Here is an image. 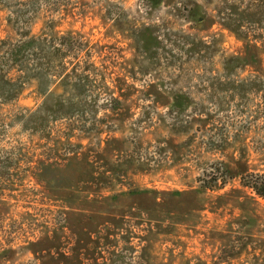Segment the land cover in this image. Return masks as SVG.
<instances>
[{"label": "rangeland", "instance_id": "374dc122", "mask_svg": "<svg viewBox=\"0 0 264 264\" xmlns=\"http://www.w3.org/2000/svg\"><path fill=\"white\" fill-rule=\"evenodd\" d=\"M54 1L0 0V264H264V0Z\"/></svg>", "mask_w": 264, "mask_h": 264}, {"label": "trees", "instance_id": "16d2710c", "mask_svg": "<svg viewBox=\"0 0 264 264\" xmlns=\"http://www.w3.org/2000/svg\"><path fill=\"white\" fill-rule=\"evenodd\" d=\"M57 3L58 0L54 1V4L57 5ZM227 178H229L227 170L216 168V170L205 172L204 178L199 179V181L202 183V187L212 188L218 181L224 185ZM240 179L243 186L251 188L257 196L264 198V174L249 172L241 175Z\"/></svg>", "mask_w": 264, "mask_h": 264}]
</instances>
